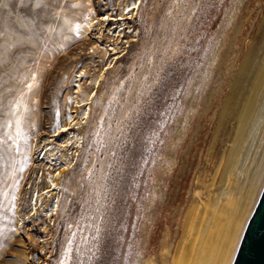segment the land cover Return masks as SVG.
I'll return each mask as SVG.
<instances>
[{
    "label": "rangeland",
    "instance_id": "rangeland-1",
    "mask_svg": "<svg viewBox=\"0 0 264 264\" xmlns=\"http://www.w3.org/2000/svg\"><path fill=\"white\" fill-rule=\"evenodd\" d=\"M39 2L0 0V264H161L208 178L222 108L244 93L261 55L264 0H131L132 18L122 10L128 0H90L109 27L123 22L115 50L102 40L106 55L93 53L96 29L73 38L62 30L65 19L83 18L87 0ZM82 71L93 100L88 117L77 112V128L69 115ZM65 126L81 146L61 173L58 213L44 217L47 205L30 216L45 186L42 143L58 142L64 133L52 135Z\"/></svg>",
    "mask_w": 264,
    "mask_h": 264
},
{
    "label": "bare ground",
    "instance_id": "bare-ground-1",
    "mask_svg": "<svg viewBox=\"0 0 264 264\" xmlns=\"http://www.w3.org/2000/svg\"><path fill=\"white\" fill-rule=\"evenodd\" d=\"M87 1L83 18L80 21L65 19L62 30H69L71 33L66 37L73 38L88 37L93 29H96L93 53L99 50L106 55L108 49L102 45V40L105 37L108 41H112V49L115 50L116 41L123 30L121 29L123 22L117 21L124 18L116 19L117 26L113 29L105 21L108 17L97 18L90 0ZM136 2L128 0L122 6V10L126 9L127 13L131 14V18L137 6ZM85 74V71L78 74L79 79L75 81L74 96L71 98L74 110L70 111L69 124L73 122L77 128L80 124L77 112L83 109V115L88 117L90 101L93 100L91 92L83 89L82 80ZM102 75L103 73H100L90 81L93 87L99 86ZM37 79L34 77L31 79L32 82L27 84L28 87L31 85L29 90L36 85ZM245 83V91L241 97L234 100L232 96L228 97L222 108L210 149L213 148L220 132L221 140L208 178L204 182L200 177L201 189L198 188L194 193L193 200L182 219L180 230L172 240L163 244L161 264H230L231 262L238 236L241 235L264 182V43L261 55L248 70ZM20 105L24 112L27 103L20 100ZM15 129L21 130L19 115L16 116ZM70 129L71 126H65L52 135L59 136L64 133L58 142L52 137L51 140L47 139L42 143L41 152L44 150V153L40 156L48 155L43 161L48 167L44 173L40 171L37 178L41 183L43 175L45 186L41 191L33 193L29 201L30 216H39L38 211L47 205L50 206L44 210V217L51 219L58 213L57 194L65 190L60 184L61 173L69 169L72 158L81 146L80 135L69 131ZM53 142L55 146L48 148L47 145ZM57 151L60 152L59 156L62 160L55 156L50 157L57 154ZM32 159L31 145L28 150L22 151L23 172ZM52 196V200H49ZM44 229L46 230L47 226Z\"/></svg>",
    "mask_w": 264,
    "mask_h": 264
},
{
    "label": "water",
    "instance_id": "water-1",
    "mask_svg": "<svg viewBox=\"0 0 264 264\" xmlns=\"http://www.w3.org/2000/svg\"><path fill=\"white\" fill-rule=\"evenodd\" d=\"M240 237L230 264H264V182Z\"/></svg>",
    "mask_w": 264,
    "mask_h": 264
},
{
    "label": "snow or ice",
    "instance_id": "snow-or-ice-1",
    "mask_svg": "<svg viewBox=\"0 0 264 264\" xmlns=\"http://www.w3.org/2000/svg\"><path fill=\"white\" fill-rule=\"evenodd\" d=\"M40 6V2H39V0H38V3L36 4V7H39ZM29 87H31V85H29ZM17 126L19 127V123L17 122ZM19 134V133H18ZM11 138V137H10ZM13 143H15V141H13ZM20 149H19V147H17V151H19ZM25 159H27V158H25ZM26 166V165H25ZM21 172L24 170V167H21L20 169H19ZM5 195H7V194H5ZM12 200L14 201L15 200V197L13 196L12 197ZM14 209H15V204L13 203L12 204V206H11V208H10V211H14ZM12 231H14V229H11ZM239 239H242V237H239L238 236V240ZM237 247H238V245H237Z\"/></svg>",
    "mask_w": 264,
    "mask_h": 264
},
{
    "label": "built area",
    "instance_id": "built-area-1",
    "mask_svg": "<svg viewBox=\"0 0 264 264\" xmlns=\"http://www.w3.org/2000/svg\"><path fill=\"white\" fill-rule=\"evenodd\" d=\"M46 226V225H45Z\"/></svg>",
    "mask_w": 264,
    "mask_h": 264
}]
</instances>
